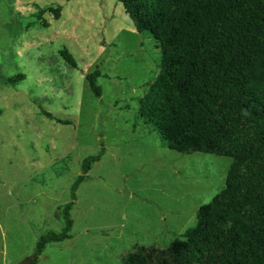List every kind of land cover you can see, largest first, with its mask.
Returning <instances> with one entry per match:
<instances>
[{
    "label": "rangeland",
    "instance_id": "374dc122",
    "mask_svg": "<svg viewBox=\"0 0 264 264\" xmlns=\"http://www.w3.org/2000/svg\"><path fill=\"white\" fill-rule=\"evenodd\" d=\"M48 6L60 7L57 19L36 15ZM159 60L117 0H0V264L30 256L42 233L63 226L81 160L101 145L76 190L72 237L48 243L36 264H123L134 245L166 248L195 227L232 160L168 149L137 119L136 97ZM96 64L100 97L85 79ZM14 74L23 79L7 84Z\"/></svg>",
    "mask_w": 264,
    "mask_h": 264
},
{
    "label": "trees",
    "instance_id": "16d2710c",
    "mask_svg": "<svg viewBox=\"0 0 264 264\" xmlns=\"http://www.w3.org/2000/svg\"><path fill=\"white\" fill-rule=\"evenodd\" d=\"M138 33L156 42L160 60L136 97V117L177 152L227 156L224 188L198 208L196 225L166 248L136 244L123 264H264V0H117ZM59 17L60 7L36 15ZM41 26L46 27L47 21ZM59 55L71 67L66 47ZM100 64L85 74L95 97ZM22 74L7 77L14 85ZM58 123H67L41 110ZM105 152L82 158L60 209L63 226L36 240L31 264L50 242L70 239L78 186Z\"/></svg>",
    "mask_w": 264,
    "mask_h": 264
},
{
    "label": "water",
    "instance_id": "95a60500",
    "mask_svg": "<svg viewBox=\"0 0 264 264\" xmlns=\"http://www.w3.org/2000/svg\"><path fill=\"white\" fill-rule=\"evenodd\" d=\"M15 264H31V255L26 256L25 258H23L19 262H16Z\"/></svg>",
    "mask_w": 264,
    "mask_h": 264
}]
</instances>
